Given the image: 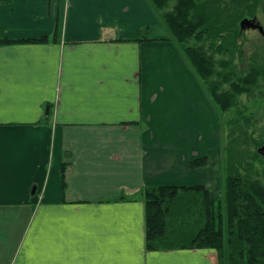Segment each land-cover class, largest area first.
I'll return each mask as SVG.
<instances>
[{
  "label": "crops",
  "instance_id": "crops-1",
  "mask_svg": "<svg viewBox=\"0 0 264 264\" xmlns=\"http://www.w3.org/2000/svg\"><path fill=\"white\" fill-rule=\"evenodd\" d=\"M41 35L0 45V264H215L144 247L143 187L222 179L217 110L149 0H0L1 37Z\"/></svg>",
  "mask_w": 264,
  "mask_h": 264
},
{
  "label": "trees",
  "instance_id": "trees-1",
  "mask_svg": "<svg viewBox=\"0 0 264 264\" xmlns=\"http://www.w3.org/2000/svg\"><path fill=\"white\" fill-rule=\"evenodd\" d=\"M149 2L215 109L230 116L221 118L223 187L217 198L201 184L141 189L145 250L212 249L215 264H264V155L257 149L264 140L254 138V114L240 100L245 96L264 105V48L249 56L245 68L237 63L242 60L240 21L264 15V0ZM137 40L152 39L143 32ZM47 41L46 35L0 36V45ZM206 164L207 157L200 156L189 167Z\"/></svg>",
  "mask_w": 264,
  "mask_h": 264
},
{
  "label": "rangeland",
  "instance_id": "rangeland-1",
  "mask_svg": "<svg viewBox=\"0 0 264 264\" xmlns=\"http://www.w3.org/2000/svg\"><path fill=\"white\" fill-rule=\"evenodd\" d=\"M256 20L259 22V24L263 28V33L261 34L257 29H244L242 31V38L240 39L241 43V51H242V60H238L237 63L238 65L243 69L246 67V64L248 62L249 56L252 55L254 51H260L262 52L264 48V15L259 12L256 15ZM241 102L246 103L247 105L250 106L249 110H251L254 114L253 121L251 123V128L253 130V136L257 140L263 139L264 140V105L263 103L259 102V99L257 100H249L245 96H241L240 98ZM217 114L219 118H223L226 120L228 116H230V113H225L224 115H220V113L217 111ZM219 119V123H222V121ZM222 127V126H221ZM220 127V141H219V149L221 152V157H222V135H223V130ZM264 144V143H263ZM263 144L259 146L262 147ZM253 149V146L250 147ZM258 149V148H257ZM219 168V166H218ZM222 176V174H221ZM223 187V178L221 179L220 183V191Z\"/></svg>",
  "mask_w": 264,
  "mask_h": 264
},
{
  "label": "water",
  "instance_id": "water-1",
  "mask_svg": "<svg viewBox=\"0 0 264 264\" xmlns=\"http://www.w3.org/2000/svg\"><path fill=\"white\" fill-rule=\"evenodd\" d=\"M257 29L261 34L263 33V28L262 26L259 24V22L256 20V17H253L251 19H242L240 21V31H243L244 29ZM48 112V106L46 105L45 107V114H47ZM258 152L260 154L264 155V144L262 147L258 148Z\"/></svg>",
  "mask_w": 264,
  "mask_h": 264
}]
</instances>
